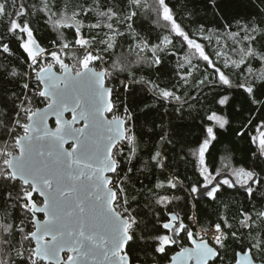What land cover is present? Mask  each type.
<instances>
[{
  "label": "snow or ice",
  "instance_id": "1",
  "mask_svg": "<svg viewBox=\"0 0 264 264\" xmlns=\"http://www.w3.org/2000/svg\"><path fill=\"white\" fill-rule=\"evenodd\" d=\"M204 7L217 13L220 5L205 0ZM184 13L168 0H0V264H264V169L234 167L226 156L210 170L206 160L216 128L230 124L214 106L236 90L261 114L250 113L238 135L255 146V160L264 158V46L257 47L264 7L236 19L235 29L229 20L223 33L203 23L189 29L194 13L187 4ZM140 16L163 31L144 36L134 28ZM38 20L54 34L48 46L35 35ZM165 56L174 59L167 83L135 79L133 67L159 69ZM137 83L150 97L146 114L199 116L206 108L212 123L191 149L193 166L214 201L222 188L243 189L249 206L238 219L182 217L170 207L179 198L158 191L165 185L157 182L150 191L166 216H154L151 231L142 227L127 185L138 172L167 167L176 130L162 121L147 140L137 133L127 96ZM177 183L167 178L169 189ZM138 241L143 258L132 253ZM235 242L241 247L230 258Z\"/></svg>",
  "mask_w": 264,
  "mask_h": 264
},
{
  "label": "trees",
  "instance_id": "2",
  "mask_svg": "<svg viewBox=\"0 0 264 264\" xmlns=\"http://www.w3.org/2000/svg\"><path fill=\"white\" fill-rule=\"evenodd\" d=\"M171 5H174L177 9L178 16L184 13L185 4L188 5V10L193 12L194 15L185 20V25L189 29L199 27L200 23L205 24L207 27L218 30V33L228 31L223 26L232 21L233 29H235L236 19H241L255 14L260 10L261 5L259 0H218L220 5L219 11L214 13L213 11H206L204 7L205 0H168ZM134 28L142 33L144 36L151 35L153 39L162 32V29L156 27L150 19L140 16L136 18ZM36 33L39 42L43 46H48L50 40L53 38V33L49 27L44 24L42 20L36 22ZM129 43L131 39L129 37ZM231 44V41H228ZM264 45L258 44L257 47ZM127 53V46L123 49ZM212 52V48L208 49ZM227 52V49H224ZM121 49H117V55H119ZM150 55V53H149ZM115 57H113L114 59ZM238 58V57H233ZM111 63V61H109ZM258 66V62H257ZM174 67V59L168 56L164 57V63L159 69L152 67H146L144 65L135 66L132 68V72L135 74V79L139 80L141 77L145 79L151 78L156 80L157 78L161 83H167L168 77ZM211 73V69H208ZM124 75L121 78H124ZM3 81L0 80V84ZM131 92L127 94L128 101L132 106V110L136 116V131L140 136H143L145 140L149 136H154L153 132L149 131V128L155 123L160 124L162 121L164 124L171 122V126L175 128V147L171 150H166L168 157L166 164L167 167L164 170L154 169L151 172H138L133 177V182L127 185V194L132 203V206L139 211L142 218V227L147 224L148 231H151V224L154 216H160L162 219L166 216L161 206L155 204V197L150 190L154 189L157 182H164V187L158 191L169 195L170 197H177L174 199L170 206L172 211L178 212L182 217L187 214L190 216L191 210H194L195 216L198 217L201 223H208L209 220L215 221L217 219V213L228 214L229 218L236 217L242 208L248 207V200L246 199V193L237 189L222 188L217 193L219 199L212 200L211 197L196 200L188 190L189 185L195 184L197 187L203 185V178L199 175L198 168H194L191 149L195 148L199 141L203 139L202 130L205 125H209L212 122L208 121L205 116L206 108L199 109V116L197 111H193L191 116L180 117L169 109L167 113L163 108L158 111L153 109L151 114H146L142 111L146 103H150V97L146 89H142L141 84H132ZM2 91V89H0ZM230 98L227 104L224 106L215 105V109L218 115L227 118L230 124L224 128H216L217 139L212 142L209 152L206 154V160L210 165V170H214L221 166L222 161L226 156H230L234 167H245L246 169L255 168L257 171L264 169V158L255 160L253 155L255 146L250 143L248 136L238 135V131H242V125L245 124L252 113V106L249 104L246 94L242 93V90H236L229 94ZM123 98V94L121 95ZM42 106V105H41ZM256 115L257 119L261 118V114L252 113ZM147 121V123H145ZM255 122V121H254ZM160 129L157 128L158 132ZM187 157V158H184ZM147 155L144 159L147 160ZM136 168H141L142 165L139 162H134ZM175 176L178 177L183 184L177 183L175 189H169L167 187V178ZM227 204V208L224 207ZM42 218V216H41ZM190 223L189 221H186ZM159 227V225H157ZM163 231V230H161ZM183 236V235H181ZM152 243L151 240L147 241ZM144 241H138L132 248L134 257L143 258L142 244ZM182 243H186L182 241ZM240 243L235 242L229 246L228 255L234 254V251L240 250ZM176 248V246H173ZM178 250V248H176ZM171 254V253H170ZM41 264H47L41 262ZM163 264H167L165 260ZM211 264V263H210Z\"/></svg>",
  "mask_w": 264,
  "mask_h": 264
},
{
  "label": "water",
  "instance_id": "3",
  "mask_svg": "<svg viewBox=\"0 0 264 264\" xmlns=\"http://www.w3.org/2000/svg\"><path fill=\"white\" fill-rule=\"evenodd\" d=\"M66 115H69V118H70V114H66ZM50 125L54 126V122L51 119H50ZM217 179L219 180L220 178L218 177ZM197 188H198L197 192L191 193L196 200L203 199V198H206L208 196L207 190L204 189L203 185L200 187H197ZM239 191H243V189H239ZM38 215L42 216V214H38ZM189 246H191V245L189 244ZM62 255H64V254H62ZM44 263H47V262H44ZM189 264H194V261H190Z\"/></svg>",
  "mask_w": 264,
  "mask_h": 264
},
{
  "label": "built area",
  "instance_id": "4",
  "mask_svg": "<svg viewBox=\"0 0 264 264\" xmlns=\"http://www.w3.org/2000/svg\"><path fill=\"white\" fill-rule=\"evenodd\" d=\"M190 216L196 217L193 209L191 210ZM189 222L191 223V221ZM194 230H198V228L194 227Z\"/></svg>",
  "mask_w": 264,
  "mask_h": 264
},
{
  "label": "flooded vegetation",
  "instance_id": "5",
  "mask_svg": "<svg viewBox=\"0 0 264 264\" xmlns=\"http://www.w3.org/2000/svg\"><path fill=\"white\" fill-rule=\"evenodd\" d=\"M181 235H183V233H181ZM187 246H189V245H187Z\"/></svg>",
  "mask_w": 264,
  "mask_h": 264
}]
</instances>
